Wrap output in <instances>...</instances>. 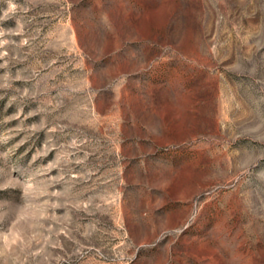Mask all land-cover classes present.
<instances>
[{"label":"rangeland","instance_id":"1","mask_svg":"<svg viewBox=\"0 0 264 264\" xmlns=\"http://www.w3.org/2000/svg\"><path fill=\"white\" fill-rule=\"evenodd\" d=\"M0 264H264V0H0Z\"/></svg>","mask_w":264,"mask_h":264}]
</instances>
